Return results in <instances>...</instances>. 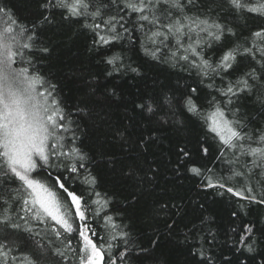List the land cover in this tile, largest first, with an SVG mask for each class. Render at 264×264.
I'll return each instance as SVG.
<instances>
[{"label":"snow or ice","instance_id":"snow-or-ice-1","mask_svg":"<svg viewBox=\"0 0 264 264\" xmlns=\"http://www.w3.org/2000/svg\"><path fill=\"white\" fill-rule=\"evenodd\" d=\"M39 7L44 11L38 18L25 23L15 0H0V264H48L50 252L60 258L56 264H130L132 259L145 264L159 243L156 235L147 246L135 245L124 230L127 226L107 212L112 197L96 190L92 157L81 147V121L103 119L96 108L102 109L107 96L97 99L90 86L88 100L81 101L84 107L70 108L58 85L37 67L34 56L49 51L40 47V33L52 23L55 10L65 20L83 19L82 26L96 37L93 46L111 45L138 33L132 42L138 41L146 55L157 61L163 57L172 67L196 70L200 84L209 80L204 87L217 94L209 93L210 98L201 100L202 90L190 87L179 96L154 95L136 107L158 127L183 125L176 119L178 113L196 117L206 137L217 142L216 159L225 168L217 174L193 159L199 153L208 156L207 139L197 150L178 144L177 167L201 178L203 189L218 190L217 196L229 194L264 207V123L254 126L257 122L237 106L243 96L264 111V26L244 37L230 20L264 18V0H44ZM104 62L111 66L107 76L125 68L119 54ZM232 75L234 80L227 79ZM217 77L221 85L215 84ZM153 136H144L141 148L150 147ZM129 167V175H135L136 169ZM239 207L248 214L245 205ZM206 221L184 224V240L198 242L190 249L199 258L196 264H233L232 258L216 254V234L205 230ZM181 222L166 223L169 234ZM48 231L62 241L63 249L52 248L51 240L42 242ZM233 232L237 245L233 255L248 254L239 264H264V227L247 222ZM21 240L31 244V252L20 251Z\"/></svg>","mask_w":264,"mask_h":264},{"label":"trees","instance_id":"trees-1","mask_svg":"<svg viewBox=\"0 0 264 264\" xmlns=\"http://www.w3.org/2000/svg\"><path fill=\"white\" fill-rule=\"evenodd\" d=\"M43 2L15 0L25 23L38 18L39 12L44 11L39 7ZM55 12L52 23L45 24L40 33V47H47L49 51L37 53L34 59L41 74L58 85L61 96L70 108L76 105L84 107L81 101L88 100L90 86L96 89L97 99L107 96L102 109L96 108V112L102 110L103 119L94 123L81 121L83 131L80 137L83 141L81 147L93 160L90 167L97 178L96 190L112 197L108 214L116 218V223L127 226L124 230L130 232L135 245L147 246L151 238L159 235V243L145 264H196L199 258L193 257L190 249L198 246V242L184 240V224L190 227L189 222L199 224L205 218V230L211 228L216 234V254L232 258L233 264H239V260L245 259L248 254L241 256L240 252H236L233 255L237 247L233 229L239 231L247 222L264 227V207L238 201L229 194L217 196L218 190L203 189L201 178L194 177L184 166L177 167L178 144H187L189 149L197 150L199 143L207 139L204 146L209 148L208 156L199 153L193 159L198 166L212 168L217 174H221L225 168L216 159L217 142L210 135L206 137V129L196 117L178 113L176 119L184 121L183 125L158 127L150 122L146 111L142 112L136 107L154 95L175 93L179 96L190 87L202 90L201 100L210 98L209 93L217 95L214 89L204 87L210 81L205 79L200 84L196 70L172 67L163 62V57L157 61L146 55L138 41L132 42L138 33H134L131 39L125 37L111 45L93 46L96 37L82 26L85 23L83 19L65 20L59 14L60 10ZM230 20L238 34L244 37L264 26V18L259 17ZM114 54L123 58L125 68L107 76L111 66L104 62V58ZM206 54L215 59L212 50H207ZM129 68L139 71L132 72ZM227 79L234 80L235 75ZM215 84H222L219 77ZM113 91L115 95H111ZM237 106L249 120L257 122L254 126L264 123V111L253 99L242 96ZM153 134L155 142L150 147L144 145L141 148V139ZM130 165L136 169L135 175H129ZM16 186L10 185L12 188ZM241 204L245 205L247 215L240 212ZM13 207L19 211L18 205ZM233 211L238 213L237 217L231 215ZM172 220L182 222L175 232L169 234L165 225ZM97 222L103 224L102 220ZM18 235L27 236L26 233ZM101 235L104 233L101 232ZM256 235L259 241L260 233ZM47 240L52 241V248L63 249L62 241L51 231L47 232L42 242L46 243ZM19 243L21 252L32 251L30 243L23 240ZM49 257L48 264H56L60 259L51 252ZM130 264H141V260L132 259Z\"/></svg>","mask_w":264,"mask_h":264}]
</instances>
